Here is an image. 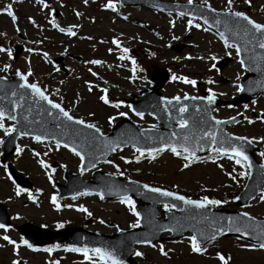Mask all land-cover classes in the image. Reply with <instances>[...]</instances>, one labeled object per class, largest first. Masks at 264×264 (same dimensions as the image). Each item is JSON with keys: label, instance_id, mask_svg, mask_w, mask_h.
I'll return each instance as SVG.
<instances>
[{"label": "rangeland", "instance_id": "1", "mask_svg": "<svg viewBox=\"0 0 264 264\" xmlns=\"http://www.w3.org/2000/svg\"><path fill=\"white\" fill-rule=\"evenodd\" d=\"M169 1L241 10L264 23V0ZM206 28L198 19L144 6L126 7L118 0H0V75L25 74L73 116L107 133L125 116L144 126L155 123L147 114L136 116L124 100L149 87L155 69H165L169 80L161 90L163 95L214 94L228 100L217 107L216 117L244 114V119L228 130L252 140L259 147L257 159L264 162V119L260 117L264 93L246 104L229 102L238 94L239 80L246 70L239 62L236 45ZM179 42L184 43L180 51L171 47ZM18 46L22 49L15 58ZM227 55L231 61L220 70L216 63ZM223 79H230L232 85ZM91 107L94 111L82 113ZM11 124L0 119V202L12 220L7 228L0 227V264L19 260L24 264H108L94 250H71L55 241L46 248L29 246L17 226L31 222L52 230L81 226L115 233L137 225L139 216L134 207L138 200L104 201L95 194L60 199L55 184L64 182V168L84 178H89L91 171L82 172L80 156L67 148L29 137L21 138L15 153L3 159L1 143L12 130ZM235 158L214 155L200 160L171 151L151 156L127 147L118 149L98 168L176 189L190 198L205 194L215 208H221L214 197L227 195L233 200L229 194L240 191L248 176V167ZM7 162L29 178L31 188L14 181ZM227 203L226 208L264 218V192L244 208ZM135 257L141 264H264V246L223 237L200 249L193 235L185 234L172 241L139 246Z\"/></svg>", "mask_w": 264, "mask_h": 264}, {"label": "water", "instance_id": "2", "mask_svg": "<svg viewBox=\"0 0 264 264\" xmlns=\"http://www.w3.org/2000/svg\"><path fill=\"white\" fill-rule=\"evenodd\" d=\"M121 1L126 5H144L202 19L226 41L238 46L240 59L249 71L240 81L239 96L232 102L246 103L264 92V24L239 11L217 10L200 3ZM174 47L180 50L182 45ZM228 61L223 59L218 67L222 69ZM167 79L168 74L165 72L153 74L154 85L142 90L140 95H135L136 101H128L135 114L148 113L154 116L158 120L156 128H144L126 117L116 122L110 133L104 134L98 127L71 116L39 86L30 84L26 77H0V116L15 121L14 131L4 143L3 153L11 154L22 135H34L43 140L54 139L82 156L81 169L84 171L107 162L109 155L119 147L132 146L148 152L179 149L196 156L206 155L216 148L224 154L236 155L247 161L250 176L236 202L238 206L247 205L264 190V163L255 158L254 150L258 148L249 139L230 134L226 129L240 121L242 115L226 120L216 118L214 110L226 102L215 96L164 97L160 88ZM182 108L185 110L182 111ZM10 171L19 183L31 186L27 177L11 165ZM64 178L66 184H57L60 197L96 192L108 199L130 194L140 198L144 204L138 205L141 214L139 227L104 235L78 227L51 231L32 223L19 226L24 238L30 243L44 245L53 238L64 237L58 240L60 244L96 248L110 260L137 264L133 259L135 245L161 240V233L167 230L172 231L168 239L191 232L201 243L222 236H239L264 242V219H257L238 209H214L205 201L191 200L163 188L100 170L94 171L90 180L68 170H65ZM159 204H171L175 211L161 212ZM161 213L164 219L159 218ZM9 223L7 209L0 203V224Z\"/></svg>", "mask_w": 264, "mask_h": 264}, {"label": "bare ground", "instance_id": "3", "mask_svg": "<svg viewBox=\"0 0 264 264\" xmlns=\"http://www.w3.org/2000/svg\"><path fill=\"white\" fill-rule=\"evenodd\" d=\"M188 58H189V63H191V62H192L191 57H188ZM96 62H100V59H96ZM177 67L182 68L183 65H182V64H177ZM95 74H96V75L102 80V77H101V75H100L99 73L95 72ZM223 80L226 81V79H223ZM226 83H227L228 85H232V82L230 81V79L227 80ZM94 109H95L94 107H91V108L88 109L87 112L82 111V113H86V114H88L89 112L94 111ZM254 207L257 208V206H254ZM258 208H259V207H258Z\"/></svg>", "mask_w": 264, "mask_h": 264}]
</instances>
